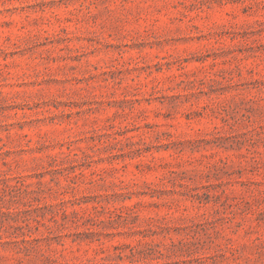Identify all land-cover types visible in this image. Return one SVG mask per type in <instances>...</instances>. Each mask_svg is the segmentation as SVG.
<instances>
[{"label": "rangeland", "instance_id": "obj_1", "mask_svg": "<svg viewBox=\"0 0 264 264\" xmlns=\"http://www.w3.org/2000/svg\"><path fill=\"white\" fill-rule=\"evenodd\" d=\"M0 264H264V0H0Z\"/></svg>", "mask_w": 264, "mask_h": 264}]
</instances>
